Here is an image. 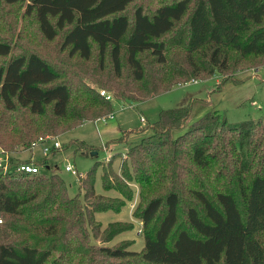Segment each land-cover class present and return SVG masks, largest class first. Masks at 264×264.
Here are the masks:
<instances>
[{"label": "trees", "instance_id": "1", "mask_svg": "<svg viewBox=\"0 0 264 264\" xmlns=\"http://www.w3.org/2000/svg\"><path fill=\"white\" fill-rule=\"evenodd\" d=\"M1 1H24L38 34L59 35L65 53L50 64L0 40V149L8 153L109 114L98 88L140 102L214 72L222 84L233 66L264 60V0ZM192 107L160 110L117 168L114 156L96 162L73 197L55 173L0 172V264H264V125L207 111L185 127ZM31 162L50 167L47 156ZM97 167L116 200L94 192ZM134 195L143 247L93 245V214L118 212Z\"/></svg>", "mask_w": 264, "mask_h": 264}, {"label": "rangeland", "instance_id": "2", "mask_svg": "<svg viewBox=\"0 0 264 264\" xmlns=\"http://www.w3.org/2000/svg\"><path fill=\"white\" fill-rule=\"evenodd\" d=\"M138 2L152 5L151 0H137L135 4ZM24 4L23 1L7 5L0 0V40L17 44V49L12 53L28 48L35 50L50 64L58 63L59 59L65 60V53L60 52L58 47L59 35L51 41L43 40L37 32L33 15L23 13ZM184 22L185 19L180 26ZM248 65V62L243 61L233 66L225 74L230 81L222 84H219L222 75L214 72L204 79H187L140 102L124 103L114 99L110 91L98 88L97 90H103L110 95L112 116L102 118L106 115L102 114L97 119L85 120L63 133H54L61 147L52 156H48L50 167H39V171L58 175L67 187L68 195L73 197L78 193V177L84 175L93 164L104 163L110 156H114L113 167L117 168L129 146L151 132L149 125L156 120L160 110L187 103H193V107L185 127L207 111H214L220 119L230 124L260 120L264 125V60L257 66ZM139 128L140 131L135 133ZM114 137L116 138L112 140ZM76 142H82L83 147H79ZM14 150L7 154L10 159L21 158L26 151L25 148L17 146ZM91 151L96 153L91 154ZM63 164L72 165L77 174L64 171ZM100 171L97 167L94 192L116 200L118 193L102 189ZM130 186L135 187L134 184ZM126 202L118 212L93 214V223L89 227L92 230L90 242L93 245L113 247L127 242L126 249L131 251H139L143 247L140 221L132 213L136 208L137 198L134 203ZM123 225L131 228L108 236V232Z\"/></svg>", "mask_w": 264, "mask_h": 264}, {"label": "built area", "instance_id": "3", "mask_svg": "<svg viewBox=\"0 0 264 264\" xmlns=\"http://www.w3.org/2000/svg\"><path fill=\"white\" fill-rule=\"evenodd\" d=\"M99 94L104 96L105 99H110V95L105 93L103 90L99 91ZM111 113L105 115V117H111ZM35 147H39L42 156H50V149L54 148L59 150L60 143L55 136H38L34 141L29 144L26 151H30ZM8 152L0 149V172L1 173H15V174H31L39 171L38 167L30 162L16 161V159H10L7 156ZM14 162V163H12ZM63 170L72 174H77L76 170L70 164H63ZM1 222V218H0Z\"/></svg>", "mask_w": 264, "mask_h": 264}, {"label": "crops", "instance_id": "4", "mask_svg": "<svg viewBox=\"0 0 264 264\" xmlns=\"http://www.w3.org/2000/svg\"><path fill=\"white\" fill-rule=\"evenodd\" d=\"M122 134V133H121ZM116 137H114L112 140H114ZM123 142V141H122ZM119 142V143H122ZM125 143V142H124ZM136 144V143H135ZM15 151V150H14ZM25 154H23V156L21 158H14L16 159V161H27L29 160H35L37 158H40L42 156L39 147H35L34 149L30 150V151H25ZM35 153H37V156L35 155ZM125 153V152H124ZM56 167V166H54ZM49 167H46L45 169H48ZM39 169V168H38ZM134 191L136 190V186L134 187ZM117 194V193H116ZM136 194V193H135ZM114 197V196H113ZM136 200V195L133 196V199L130 202H126V203H134V201Z\"/></svg>", "mask_w": 264, "mask_h": 264}, {"label": "water", "instance_id": "5", "mask_svg": "<svg viewBox=\"0 0 264 264\" xmlns=\"http://www.w3.org/2000/svg\"><path fill=\"white\" fill-rule=\"evenodd\" d=\"M96 152H94V151H91V154H95Z\"/></svg>", "mask_w": 264, "mask_h": 264}]
</instances>
